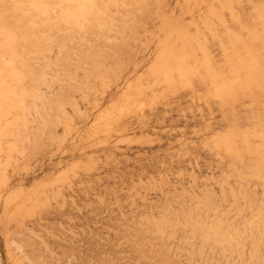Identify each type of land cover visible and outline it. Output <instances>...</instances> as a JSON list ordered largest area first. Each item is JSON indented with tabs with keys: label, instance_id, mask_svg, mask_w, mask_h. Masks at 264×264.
Instances as JSON below:
<instances>
[{
	"label": "rangeland",
	"instance_id": "374dc122",
	"mask_svg": "<svg viewBox=\"0 0 264 264\" xmlns=\"http://www.w3.org/2000/svg\"><path fill=\"white\" fill-rule=\"evenodd\" d=\"M122 1L1 97L0 264H264V0Z\"/></svg>",
	"mask_w": 264,
	"mask_h": 264
},
{
	"label": "bare ground",
	"instance_id": "6f19581e",
	"mask_svg": "<svg viewBox=\"0 0 264 264\" xmlns=\"http://www.w3.org/2000/svg\"><path fill=\"white\" fill-rule=\"evenodd\" d=\"M142 2H143V0H128V5L137 9L138 7L141 6ZM109 3H111V0H84V3H82V2L79 3L76 0H0V5H2V7H3L2 9H0V11H1V13H0L1 14V16H0V22H1L0 23V94H1L0 101L3 100V99H1L2 96L4 97L5 100H9V102L10 101L12 102L14 100V98L19 100L23 96V95H20V92H18L14 89V87L20 83L16 82L15 80H13V81H11V80L14 78H21V77L24 78L25 71L27 69V65L30 64L29 60L31 59V57L32 56L33 57H39V53L41 51L39 50L37 45H40V41L43 40V38H44L43 32L45 30L46 31L49 30L50 32L53 31L56 34L57 33H64V31L66 33H70L73 29L85 30V29H87L86 27L89 24H92L94 26V28H96V29H100L101 25L103 23V18L101 16L102 15L104 16V14H106L109 11H116V10L120 9L121 7H123V5H124V2L122 0H113L112 3H115V7H111L108 10H106L105 8L108 6ZM227 3H230V2L227 1ZM227 3H225V4H227ZM69 4H74V7L77 6V10L69 12L70 8H68V6L69 7L71 6ZM227 5H228V7L230 6L229 4H227ZM258 11L261 12V16H262V11L264 12V10H262V8H261V11L260 10H258ZM261 16L260 17L256 16L255 19H254V17L250 16V18L245 21L248 24V28H249V26L252 27V25H250V24H254V22H256L255 24H257V26L261 27V29H262L263 19ZM263 16H264V14H263ZM102 27H104V26H102ZM261 29H260V33L262 32ZM249 32H251V31H249ZM257 32H259V30H257ZM259 34H257V37L258 36L260 37ZM248 36H250V35H248ZM251 37H252V34H251ZM261 37H262V34H261ZM240 39H242V38H240ZM257 39L259 40V38H257ZM260 39L262 40V38H260ZM53 40H54V38H48L49 43H51ZM252 40H253V37H252ZM253 41H255V40H253ZM253 41H251L252 43L250 42V44H253L254 43ZM260 42H262V41H260ZM260 42L257 41L255 45L253 44V48H255L254 50H252V46H251V50L247 49V50H249V51H247L248 53L245 55V59L248 61V62L246 61L247 63L250 62V60H249L250 58H254V61L256 60V62L258 61V58H259V62H257V63L262 64V60L260 59L259 55H257V57L255 58L256 51H257L256 49H258L256 47V45H260L262 48V43H264V42H262V43H260ZM245 43H248V42L246 41V42H244V44ZM245 47H246V45H245ZM247 47H249V46H247ZM243 50H245V48H243ZM61 51H62V49H60V52ZM227 57L229 58L231 56L227 55ZM241 57H243V56H241ZM228 58H226V59H228ZM24 59H25V63H23ZM244 63H245V60H244ZM44 64L46 65L47 62H45ZM236 65H237V63H236ZM253 65H255V64H253ZM51 69H53V67H51ZM44 74L46 76V73H44ZM3 102H5V101L3 100ZM2 118H4L3 115H2ZM0 119H1V117H0ZM0 122H1V120H0ZM255 148L256 149H254L253 151L256 154V156H258L260 154L259 152H261L262 149H258L257 147H255ZM263 179H264V177H263ZM261 221H262V219H261ZM218 225L221 226L220 223ZM255 227H256V225H255ZM257 227H259V226L257 225ZM217 231H220V229L216 225L214 227V232L217 233ZM239 234L240 233H238L236 231H234L232 233V235L234 237H235V235L238 236ZM234 237H232V238H234ZM262 241H263V239H262ZM258 243L259 242H255L253 244L258 245Z\"/></svg>",
	"mask_w": 264,
	"mask_h": 264
}]
</instances>
